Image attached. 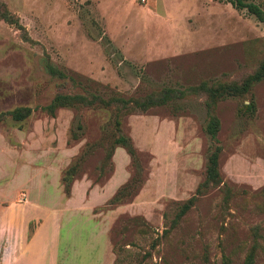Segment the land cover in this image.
Wrapping results in <instances>:
<instances>
[{
    "label": "rangeland",
    "instance_id": "rangeland-1",
    "mask_svg": "<svg viewBox=\"0 0 264 264\" xmlns=\"http://www.w3.org/2000/svg\"><path fill=\"white\" fill-rule=\"evenodd\" d=\"M0 2L29 39L0 20V113L31 109L21 121L0 118V204L25 198L57 209L60 194L73 192L60 221L57 264H107V252L110 264H242L252 228L258 233L252 264H264V79L250 89L253 114L242 111L247 100L238 97L215 106L220 179L248 194L224 204L222 186L210 187L170 229L179 204L201 182L211 148L199 98L130 109L120 117V133L135 158L116 145L107 164L110 109L59 107L51 116L40 110L57 92L137 97L238 80L264 57L263 24L226 0ZM44 57L67 77L51 78ZM74 163L65 194L60 178ZM125 183L126 195L108 205ZM92 205L105 235L85 216Z\"/></svg>",
    "mask_w": 264,
    "mask_h": 264
},
{
    "label": "trees",
    "instance_id": "trees-1",
    "mask_svg": "<svg viewBox=\"0 0 264 264\" xmlns=\"http://www.w3.org/2000/svg\"><path fill=\"white\" fill-rule=\"evenodd\" d=\"M234 9H244L247 13L252 15L258 22L264 25V6L261 3H254L250 0H226ZM0 20L8 25L13 26L17 31L19 38L22 41H29L28 36L25 33L24 28L18 22L16 16L10 13L5 5L0 2ZM42 65L45 72L51 78H65V74L58 68L54 67L47 57L42 59ZM70 81V77H68ZM264 79V57L260 58L253 70L238 80L228 81H199L197 84L188 85L184 88H169L164 87L156 91H151L143 96L137 97H121L118 95H109L102 97L94 92L82 89L80 92L71 94L55 93L47 104L40 107V110L47 115H52L54 110L59 107H100L110 109L113 112L112 118V132L110 134L111 141L108 148L105 150L103 156V164H107L112 154L113 148L118 145L122 147L125 153L133 161L135 158L134 150L132 149L127 137L120 133V117L127 114L130 109H137L145 111L150 107L163 106L167 103L177 100L186 99L189 97L199 98L204 108L205 122L203 126V132L208 136L211 142V148L208 151L205 160L204 173L201 182H199L193 194L185 201L181 202L178 206V211L175 213L171 220L168 229L172 228L176 224V220L191 207L197 197L204 194V192L210 187L222 186V201L227 204L237 194H248V192L242 190L240 192L231 190L227 185L223 184L218 173V154L220 152V146L216 139V133L219 128V121L215 115V106L219 100L225 97H238L242 100H247V103L241 104L242 111L253 114L254 104L250 89L253 84ZM31 112L29 107H15L9 111L1 112L0 118L7 115L13 121H21L26 118ZM78 129L79 126H76ZM77 135L75 133L70 134V139L75 140ZM80 158V157H79ZM77 164L74 163L68 166L60 180L63 183V192L68 193V184L75 174ZM129 183H125L116 189L111 199L108 201V205L116 204L120 202V198L126 195ZM261 194V193H259ZM260 196V195H259ZM261 208H264V195L261 194ZM252 231V241L248 246L246 253L244 254L242 264H252L258 243L256 237L258 233L254 228ZM165 234V231H163ZM224 262L223 264H226Z\"/></svg>",
    "mask_w": 264,
    "mask_h": 264
},
{
    "label": "crops",
    "instance_id": "crops-1",
    "mask_svg": "<svg viewBox=\"0 0 264 264\" xmlns=\"http://www.w3.org/2000/svg\"><path fill=\"white\" fill-rule=\"evenodd\" d=\"M72 195L73 192L69 197L60 194L57 209L47 207L41 200L25 198L20 202L10 200L0 204V264H57L60 221L69 215L66 206ZM26 197L28 199L27 194ZM93 206L86 209L85 216L98 221L100 231L105 235V224L92 213ZM107 258V264H110L109 252Z\"/></svg>",
    "mask_w": 264,
    "mask_h": 264
}]
</instances>
